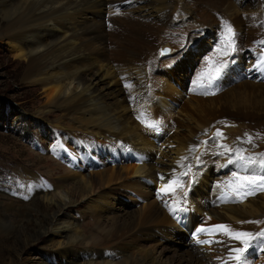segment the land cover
Wrapping results in <instances>:
<instances>
[{
	"label": "bare ground",
	"instance_id": "1",
	"mask_svg": "<svg viewBox=\"0 0 264 264\" xmlns=\"http://www.w3.org/2000/svg\"><path fill=\"white\" fill-rule=\"evenodd\" d=\"M122 1L0 0V40L14 58H20L15 64L24 65L22 80L41 89L45 101L37 113L43 119L52 118L58 139L50 152L59 151L68 157L65 164L69 169L61 168L69 174L55 179L53 189L41 188L34 196L58 206L47 225L36 220L35 235H48L49 230L53 233L48 239L54 246L51 256L60 260L54 264H101L102 252L120 256L118 264H234L233 250L244 247L246 237L236 240L213 227L211 236L203 241L214 245L210 246L214 255L191 248L176 249L167 239L176 234L173 220L157 202L153 200L134 211L114 199L119 194L128 196L124 190L138 187L129 180L139 175L159 189L171 188L172 205L179 208L188 200V207L206 215L209 225H226L232 233L264 230V196L257 199L264 195V189L247 194L240 189L246 181L236 179L264 175V168L246 170L238 161L226 168L236 170L235 176L226 177L225 170L210 180L204 175L207 165L214 162L213 150L204 143L207 137L221 166L233 159L237 150L248 151L242 154L256 159L264 153V65L260 64L264 55V0ZM186 22L199 28L218 24L225 36L218 44L219 51L200 58L193 74H183L182 85L188 84L182 92L171 84L175 80L173 70L165 67L181 59L182 47L199 30L187 29L191 26ZM227 26L233 31L226 37ZM163 45L174 47L169 57L160 54ZM242 49L250 51L258 66L254 79L225 72L237 71V66H230ZM225 61L228 66L209 86V78L217 75ZM155 122H160L159 130L148 127ZM160 128L166 133L159 134ZM173 129L176 132L169 140L179 148L181 161L177 163L176 159V164L169 167L155 166L152 153L156 150L162 155L164 151L155 142L166 140L167 131ZM218 131L223 135H217ZM194 146L201 151L198 157L197 152L188 154ZM119 148L134 155L133 165H115L88 175L77 167L79 161L90 166L93 152L115 153ZM186 171L188 178L183 179ZM32 179L40 183L38 177ZM137 182L140 184L139 179ZM197 185H204L203 190L190 189ZM209 188L211 195L205 197L203 191ZM34 203L33 198L26 203L1 201L3 221L11 223L7 214L11 210L15 211L13 220L33 213ZM72 205L76 211L90 215L88 228H79L74 213L68 210ZM260 241L264 238L255 243ZM28 245V241L24 243L23 252ZM32 264L49 263L34 260Z\"/></svg>",
	"mask_w": 264,
	"mask_h": 264
},
{
	"label": "rangeland",
	"instance_id": "2",
	"mask_svg": "<svg viewBox=\"0 0 264 264\" xmlns=\"http://www.w3.org/2000/svg\"><path fill=\"white\" fill-rule=\"evenodd\" d=\"M136 1L137 0H123L122 2L134 3ZM132 7V9H136L137 5ZM139 10L142 11L143 9H138L136 11ZM185 18L187 20L188 15H186ZM186 25L187 27L191 26L187 28H190L189 30L191 31H194L195 28L199 30H197L196 35L191 37L192 39L190 38V43L182 47L181 59H178V61H176L174 65L165 67L166 69L173 70L172 73L175 76V80H172L171 84L177 90L181 89V91H184L185 84H188L187 81L184 83V86L182 85V82L184 80L183 74L185 72L193 74L194 68L198 64L199 60L216 51L219 47L218 44L225 36V33H223V31L221 30V26L218 24L204 25L200 28L196 23L191 24L186 22ZM227 36H229V34H226V37ZM170 47L174 48L173 46ZM169 56L170 54L166 57ZM252 59L253 58L250 55V51L248 49H242L237 52V55L234 57V60L232 61V64L230 66V68H232L233 66H237V71L226 69L225 72L227 71L229 74L230 70V73H233L232 75L238 72L239 76L237 77H241V79H254L253 74L255 73L257 75L259 71L258 66L256 67V65L252 62ZM16 60H20V58H14L9 47L0 40V202L7 199L26 203L33 198V201L35 200V203L32 206V208H34V212L30 213L29 215H25L20 220H13V218H11V216L14 215V210L8 211L7 214L11 223H5L3 221L4 213L2 212V210H0V264H32L34 260H38L42 263L54 264V262L58 263L60 262V260H54V258L51 256V254H53L51 252H53L54 246H51L49 244L50 242L48 239L53 233L49 230L48 235L46 234L42 235L41 237H37L35 235V232H37L38 229L36 220H41L45 225H47L50 216L53 215L55 211H57L58 206L55 204H48L43 201L41 197L34 196L38 194V190L41 188H45L48 190L53 189V182L55 179H57L60 175L69 174L61 168V165H63V167L65 168L67 167L65 161L68 160V157L67 154L60 155L59 151L55 152L56 154L50 152V146L58 144V139L54 134V130L50 122L52 118L45 117L46 119H43L37 113L41 105L45 101V98H43L41 89L38 88V86L28 84L22 80L24 65H16ZM225 76H227V73L225 74ZM179 96L181 97V100L184 101L182 95L180 94ZM175 132L176 130L174 129L171 131H167V135H169V137H166V140L164 138L162 139V142H155L158 146L162 147L161 150H164L161 151V153L163 152L162 155H159L156 150L154 151L155 153H152V162L155 163V166L162 164L163 166L169 167L173 163L176 164L174 162L176 161V159H178L177 163L181 161L182 156H179L177 153L179 148L177 149V146L174 144V141L172 139L169 140V138H171ZM164 133H166V131H163L160 128L159 134ZM191 138H194V136L192 135ZM207 138L205 139L204 143L209 146L208 148L211 147L210 149L213 150L212 159L214 160V162L209 163L206 167L208 172L206 171L204 175L207 180H210L218 172L224 170L226 171L225 175L227 174L226 177H228L229 175L233 176V173H235L236 170L226 169L230 165H228L227 163L228 160L225 161L226 167L224 165L221 166L220 163L217 162V158L214 157L217 151L211 145H209V142H206ZM68 145L71 146V144ZM195 148V146L191 147L188 154L192 155L194 154L193 152H197L198 157L201 151L199 152V149L197 150V148ZM116 150L117 152L115 153H111L108 150L104 152L98 151V153L93 152L92 155L95 158L94 161L90 159V166L85 167V164L79 161L77 163V167L78 169H80L83 175H88L89 173H97L103 171V169L115 168V165H120V167H129L134 164V155H132L127 149L119 148ZM83 151L85 150H82V152ZM70 152V154L73 155V152ZM80 152L81 150L79 151V153ZM247 152L248 151H243L242 153ZM49 158H53V161H50ZM257 158L259 157L257 156ZM258 168L264 167H260L259 165H244V169L246 170ZM170 172L172 173V170L165 173L161 172L160 174L166 175ZM187 172L188 171L183 174V179L188 178ZM32 173L33 176H28ZM36 176L40 181L39 184H35L33 182L32 177L37 178ZM133 176L130 177L129 182L137 183L138 187L133 188V190H124L123 193H128V196L123 194L116 195L114 200L118 205L121 204L125 207H129L131 210L134 209L135 211L139 210L142 205L145 206L146 203L152 202L154 200V202H157L158 205L173 220V226H171L176 234L174 236H171V238L168 237L167 239L172 245L176 246V249L191 248V250L196 249L200 253H208L207 255L210 256L214 255V253L210 249L211 245L214 246L213 244L208 245L206 243H199L198 241H203V238H206L207 235L211 236L210 233L212 228L219 223L216 222L209 225V221H207L206 215H203L199 212L197 213V211L189 207V211L185 213L184 210L186 207L184 206V204L179 208L177 205H172L169 191H167L166 189H159L157 185L152 183L151 180L146 177H142L139 175ZM137 179H139L140 184L137 182ZM48 185L50 188L48 187ZM139 188H141L142 190ZM191 188L193 190L197 189L198 191H202L204 185L191 186L190 189ZM210 189L211 188L203 191L205 197H209L211 195ZM143 192L145 194H141ZM62 193L64 194L65 191H63ZM226 195L230 196V194L228 193H226ZM263 196L264 195H259L257 199ZM62 199H64L63 201L67 200L65 197H62ZM81 202L82 201H80L79 203ZM84 208L85 207H83V209ZM76 209L77 207L73 205L68 208V210L74 213L75 217L77 218V225L79 226V228H88L92 221L90 215L87 214V212H81L79 210L76 211ZM203 218H206L205 220L207 222ZM179 222L184 225L183 228H181V226H178ZM196 223L199 224V228L197 230L194 229V225ZM201 228L205 229V231H199V229ZM189 231L192 233V236L190 235L191 233H187ZM196 235H198L197 239H195ZM27 241L29 242V245L25 249L26 252H23L21 248L23 247L24 243H27ZM184 244H186L187 246H185ZM205 244L207 249L202 248ZM102 254L103 257L100 258L101 264H105L106 261H109L112 264H118V262L121 260V257L117 255L111 256L105 252H102ZM165 255L162 256L163 260H165ZM247 260L249 264H264V242L260 241L254 244L249 254L247 255Z\"/></svg>",
	"mask_w": 264,
	"mask_h": 264
},
{
	"label": "snow or ice",
	"instance_id": "3",
	"mask_svg": "<svg viewBox=\"0 0 264 264\" xmlns=\"http://www.w3.org/2000/svg\"><path fill=\"white\" fill-rule=\"evenodd\" d=\"M227 33L231 36L232 34V28L231 26H227L226 29ZM219 51V49H217ZM234 51V49H233ZM225 56L229 55V52L223 53ZM228 66V61H225L220 69L217 70V75L210 77L208 84L211 86L215 80L219 78L220 75H222V70ZM200 76H203V73L200 74ZM199 79V77H198ZM139 118V117H138ZM159 123L155 122L153 124H149L148 127L156 128L159 130ZM217 135L222 136L223 134L219 131L217 132ZM249 141H251V137H249ZM221 147H226L224 145H221ZM230 151V150H229ZM223 154V153H222ZM260 159H256L252 156H245L242 154L241 150H237L234 153V158L229 159L227 161L228 164H235L236 162H243L245 165H259L260 167H264V153L258 154ZM191 166H189L190 169ZM233 176H235V173H233ZM237 180H243L246 181L245 184L240 185V189H243L246 191L247 194H255V191L257 189H264V175L260 176H243V177H236ZM178 187L180 185H177ZM167 191H172L171 188H167ZM186 195V194H185ZM224 198V195L222 194V197ZM216 229L224 231L226 234L233 235L236 240H241L242 238H247L244 240V247L242 248H236L233 251L236 253L234 259L238 262V264H249L247 260V253L252 249V247L255 244V241L260 240L261 238H264V230L259 231L255 234H252L250 232H235L232 233L229 231L228 227L226 225H216L214 226ZM199 231H205V229L201 228ZM199 243H210V241H198Z\"/></svg>",
	"mask_w": 264,
	"mask_h": 264
},
{
	"label": "water",
	"instance_id": "4",
	"mask_svg": "<svg viewBox=\"0 0 264 264\" xmlns=\"http://www.w3.org/2000/svg\"><path fill=\"white\" fill-rule=\"evenodd\" d=\"M170 51H171V48L168 45H164V46L161 47L160 53H167V52H170Z\"/></svg>",
	"mask_w": 264,
	"mask_h": 264
}]
</instances>
